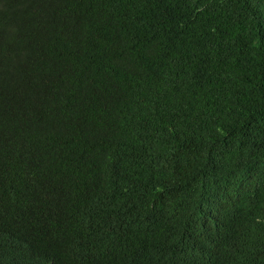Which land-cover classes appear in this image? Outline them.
<instances>
[{"label":"trees","instance_id":"1","mask_svg":"<svg viewBox=\"0 0 264 264\" xmlns=\"http://www.w3.org/2000/svg\"><path fill=\"white\" fill-rule=\"evenodd\" d=\"M0 264H264V0H0Z\"/></svg>","mask_w":264,"mask_h":264}]
</instances>
